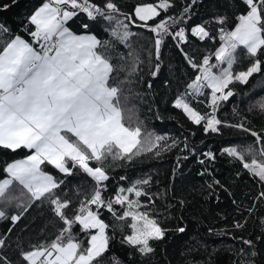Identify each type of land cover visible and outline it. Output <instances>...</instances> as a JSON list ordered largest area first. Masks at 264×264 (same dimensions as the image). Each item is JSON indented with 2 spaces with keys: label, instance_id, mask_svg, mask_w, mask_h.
<instances>
[{
  "label": "trees",
  "instance_id": "16d2710c",
  "mask_svg": "<svg viewBox=\"0 0 264 264\" xmlns=\"http://www.w3.org/2000/svg\"><path fill=\"white\" fill-rule=\"evenodd\" d=\"M43 2L0 0V23L10 30L0 35V49L15 35L30 41L28 31L34 30V26L28 17ZM91 2L103 6L105 0ZM113 2L122 12L137 20L136 25H130L131 31L136 33L129 41L131 49L111 35L113 25L102 17L90 21L86 14L80 13L69 22V27L79 34L83 31L82 24L88 23L87 31L102 41L110 42L105 51L117 66L113 73L116 79L110 83L126 81L121 85L122 95L127 97L122 100L124 114L126 119L131 116L128 123L133 126L139 124L142 139L147 138V133H153L166 137L160 142L161 146L170 145L174 140L178 143L169 150L153 148L147 151L145 145L142 152L134 149L130 159L113 160L109 157L105 161L109 180L104 182L107 187L102 189V196L114 200L119 188H128L136 180L148 179L147 185L140 186L148 193V196L139 198L146 206L141 210H147L168 231L162 240L150 241L154 252L142 254L137 247L123 242L131 234L128 227L130 219L119 221L106 208H101L100 218L109 224L107 232L111 239L108 251L99 258V264H113L114 260L120 264H264V197L260 196L264 192V182L246 170L239 159L224 151L235 147L244 152L245 160L250 162L252 154L246 150L251 146L256 159L264 160L259 151L264 140L257 142L250 133L227 126L242 122L264 137V110L260 108L264 104V65L247 84L237 82L229 85L233 95L220 103L216 113L217 118L224 122L219 132H205L202 124L192 123L182 109L174 107L175 100L184 95L186 101L202 115L211 111L207 99L210 89L204 90V96L193 98L191 95L188 85L197 71L189 65L184 53L197 63L202 62L204 56L213 54L210 62L216 64L214 53L222 44L219 29L234 30L239 22L237 17L246 14V5L242 0H196L195 4L192 0H171L174 7H170L167 13L161 11L159 17L147 23L155 24L167 16H175L179 23L171 31L185 27L187 42L178 45L171 35L165 36L157 60L155 34L138 26L143 22L134 16V6L158 0ZM6 4L11 6L5 9L3 5ZM187 6H190V11L185 14L183 8ZM222 17L225 18L223 25L218 22ZM125 23L129 21L125 20ZM198 25L204 26L213 38L201 40L193 36L190 30ZM133 50L142 61L136 72L131 71L134 61L129 52ZM243 53L242 47L237 49L234 72L246 69L251 62L250 57ZM157 63L160 69L153 77L151 71L155 70ZM157 150L160 155H156ZM208 153H212V157ZM30 154L23 148L16 151L0 148V180L8 178L4 170L7 164ZM90 165L99 166L96 161H90ZM41 170L53 175L57 181H63L54 192L62 201H71L69 208L64 210L65 215L71 218L78 212L80 203L86 202L95 182L79 168L73 169L72 175H66L45 163ZM10 193L20 200L0 201V210L8 217L0 219V238L5 239V247L0 249V253L11 264H27L22 253L55 240L65 225L48 199L31 201L26 190L15 182ZM130 198L136 199L134 194ZM21 202L27 206L26 211L17 206ZM91 207L96 210L95 205ZM113 207L117 215L125 210L121 205L114 204ZM14 215H20V220L13 222L10 217ZM237 223L243 227H235ZM180 227L185 230L177 231ZM72 233L87 245L86 233L78 224L73 225ZM245 240L252 241V244H245Z\"/></svg>",
  "mask_w": 264,
  "mask_h": 264
},
{
  "label": "snow or ice",
  "instance_id": "6c2138e0",
  "mask_svg": "<svg viewBox=\"0 0 264 264\" xmlns=\"http://www.w3.org/2000/svg\"><path fill=\"white\" fill-rule=\"evenodd\" d=\"M15 2L17 0H13ZM242 2L247 11L237 17L239 22L234 30L219 29L222 44L214 53L216 64L210 62L213 54L204 56L202 62L197 63L184 53L189 65L199 73L188 85L192 90L191 95L193 98L204 96V90L210 89L207 99L211 111L202 115L186 101L184 95L175 100L174 107L182 109L192 123L202 124L205 132L220 131L224 122L217 118L216 113L220 103L233 95L229 85L237 82L247 84L249 78L261 72L264 65V0ZM192 3L195 4L196 0H192ZM10 6L6 4L3 8ZM170 7H174L171 0L134 6V16L143 22L138 26L155 34L157 60L165 36L171 35L173 39L187 42L183 27L171 31L179 23L175 16H167L155 24L147 23L159 17L161 11L167 13ZM189 11L190 6L183 8V13ZM80 13L86 14L90 21L102 17L111 22V35L131 49L129 41L136 33L131 31L130 25H136L137 20L122 12L113 0H105L103 6L91 0H44L28 17L34 30L26 31L34 43L15 35L0 49V148L11 151L23 148L31 153L6 165L4 170L8 178L0 180V201L20 200V197L10 193L15 182L26 190L31 201L48 199L65 225L55 240L33 246L32 250L22 253L27 264H99V258L108 251L111 239L107 232L109 224L100 218L101 208H106L119 221L127 222L130 219L128 227L131 234L123 242L137 247L142 254L154 252L150 241L162 240L168 231L147 210H141L146 206L139 198L148 196V193L140 186L147 185L148 179L136 180L128 188H119L114 200L102 196V189L107 187L104 182L109 180L105 165L109 157L113 160L130 159L134 149L142 152L145 145L147 151L153 148L169 150L178 142L174 140L170 145L161 146L160 142L166 137L153 133H147V138L142 139L139 124L133 126L127 122L131 116L125 117L122 100L127 97L122 95L121 86L126 81L110 83L115 81L113 73L117 71V66L105 51L110 42L102 41L87 31L88 23L82 24L81 33L74 32L69 22ZM125 20L129 23H125ZM218 22L223 25L225 18H219ZM9 31L6 25L0 23V35ZM190 31L201 40L213 38L202 25ZM241 47L246 50L251 62L246 69L234 72L237 49ZM129 56L134 61L131 71L136 72L142 61L135 50L129 52ZM159 69L157 63L151 75L155 77ZM148 86L151 87V83ZM260 108L264 110V104ZM227 126L250 133L257 142L264 140L260 133L245 127L242 122ZM224 151L239 159L246 170L264 182V160L256 159L251 146L246 150L252 154L250 162L245 160L244 152L235 147L225 148ZM259 151L264 156V146ZM156 155H160L159 150ZM207 155L212 157V153ZM90 161H96L99 166H91ZM45 163L66 175H72L73 169L79 168L95 182L90 196L86 202L80 203L78 212L71 218L64 212L71 201H62L54 192L63 181H57L53 175L42 171L41 165ZM132 194L136 199L130 198ZM260 196L264 197V192ZM114 204L125 209L122 214H116ZM91 205L96 206L95 211ZM17 206L27 210L22 202ZM20 218V215L10 217L13 222ZM0 219H8L2 210ZM77 224L86 233V246L72 233L73 225ZM235 227L242 228L243 225L237 223ZM184 230L183 227L177 229L179 232ZM244 243L250 245L252 241L245 240ZM4 247L5 239L0 238V249ZM0 264L11 262L0 253ZM113 264L120 262L114 260Z\"/></svg>",
  "mask_w": 264,
  "mask_h": 264
},
{
  "label": "built area",
  "instance_id": "2783aa9c",
  "mask_svg": "<svg viewBox=\"0 0 264 264\" xmlns=\"http://www.w3.org/2000/svg\"><path fill=\"white\" fill-rule=\"evenodd\" d=\"M151 25V24H150ZM181 27H183V26H181ZM179 28L180 27H178L176 30H174V31H172V32H175V31H178L179 30ZM184 29H185V27H183ZM185 33H186V29H185ZM172 37V36H171ZM172 39H173V37H172ZM174 40V42L176 43V44H180V43H183V42H180L179 41V38H176V39H173ZM29 42H32V43H34V41H32V39H31V37H30V41ZM199 73L197 72L196 73V75H198Z\"/></svg>",
  "mask_w": 264,
  "mask_h": 264
},
{
  "label": "rangeland",
  "instance_id": "374dc122",
  "mask_svg": "<svg viewBox=\"0 0 264 264\" xmlns=\"http://www.w3.org/2000/svg\"><path fill=\"white\" fill-rule=\"evenodd\" d=\"M243 54H244V55H247V54H246V50H245V49H244V53H243Z\"/></svg>",
  "mask_w": 264,
  "mask_h": 264
},
{
  "label": "crops",
  "instance_id": "0c3cea01",
  "mask_svg": "<svg viewBox=\"0 0 264 264\" xmlns=\"http://www.w3.org/2000/svg\"><path fill=\"white\" fill-rule=\"evenodd\" d=\"M26 157H27V156H26ZM26 157H25V158H26ZM23 159H24V158H23ZM19 160H20V159H19ZM13 162H14V161H13Z\"/></svg>",
  "mask_w": 264,
  "mask_h": 264
}]
</instances>
